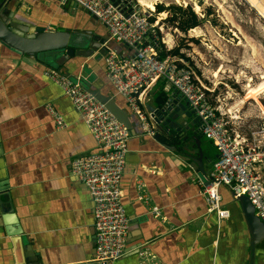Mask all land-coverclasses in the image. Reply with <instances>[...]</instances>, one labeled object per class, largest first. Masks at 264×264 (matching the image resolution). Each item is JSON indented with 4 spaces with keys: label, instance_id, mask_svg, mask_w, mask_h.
<instances>
[{
    "label": "crops",
    "instance_id": "0c3cea01",
    "mask_svg": "<svg viewBox=\"0 0 264 264\" xmlns=\"http://www.w3.org/2000/svg\"><path fill=\"white\" fill-rule=\"evenodd\" d=\"M9 6L14 15L34 24L89 28L106 36L104 27L71 0H21L17 5L10 0ZM44 65L0 44V188L9 191L23 236L21 241L5 234L0 210V264H64L93 255L92 200L69 161L94 150L95 141L68 97L42 74ZM58 68L70 75L81 73L89 87L113 95L133 121L119 179L128 217L126 250L112 264H140L139 251L167 264H247L249 234L237 199L221 185L228 216L218 221L205 209L203 182L189 159L165 145L176 144L175 136L171 130L162 132L160 124L153 135L140 131L125 99L104 74L102 54L74 56L66 70ZM153 85L140 103L144 109L158 107L151 101ZM162 87L167 98L178 95L184 100L174 88ZM46 103L61 113L64 127L55 126ZM198 140L207 173L216 151L201 133ZM151 206L158 212H151Z\"/></svg>",
    "mask_w": 264,
    "mask_h": 264
},
{
    "label": "built area",
    "instance_id": "2783aa9c",
    "mask_svg": "<svg viewBox=\"0 0 264 264\" xmlns=\"http://www.w3.org/2000/svg\"><path fill=\"white\" fill-rule=\"evenodd\" d=\"M71 1L93 15L104 27V74L115 93L125 99L142 133L153 135L159 124L156 108L144 109L140 105L158 78L164 79L166 89H176L193 110L199 132L216 151L205 176L207 182L200 188L205 209L213 211L218 221L228 216L219 193V186L224 185L233 198L245 194L254 213L264 223V141L255 142L237 131H229L228 122L232 115L211 101L206 92L209 88L199 81L187 58L168 52L158 55L161 45L164 51L173 45L159 38L158 19H149L153 16L154 5L149 8L137 0ZM41 71L68 97L95 141L94 150L69 161L70 171L85 185L92 200L93 255L64 264H112L126 250L128 217L121 202L119 179L124 168L129 129L82 86L79 74L72 78L50 65H44ZM168 99L160 107H164ZM45 106L55 126L64 127L66 122L61 113L49 103ZM258 134L264 138V122L252 134L253 139ZM149 210L158 212L154 206ZM137 254L140 264H167L147 251Z\"/></svg>",
    "mask_w": 264,
    "mask_h": 264
},
{
    "label": "rangeland",
    "instance_id": "374dc122",
    "mask_svg": "<svg viewBox=\"0 0 264 264\" xmlns=\"http://www.w3.org/2000/svg\"><path fill=\"white\" fill-rule=\"evenodd\" d=\"M155 2L168 9L156 12L153 8L151 13L160 25L159 38L178 46L199 81L209 88L206 92L211 101L232 115L229 131H237L248 140L264 141L260 134L252 137L264 122L260 102L264 100V0ZM173 4L198 5V11L193 10L199 24L179 28L176 21L183 20L170 7ZM257 254V264H264L263 247Z\"/></svg>",
    "mask_w": 264,
    "mask_h": 264
},
{
    "label": "water",
    "instance_id": "95a60500",
    "mask_svg": "<svg viewBox=\"0 0 264 264\" xmlns=\"http://www.w3.org/2000/svg\"><path fill=\"white\" fill-rule=\"evenodd\" d=\"M9 1L0 0V44L9 50L40 59L46 65L56 68L61 66L63 70L66 68L69 59L74 56L92 55L93 58H96L103 54L105 45L102 42L105 37L100 33L93 32L89 28L65 26L56 29L31 23L14 15L13 9L9 6ZM20 1L15 0V5ZM71 4L72 6L76 5L74 1H71ZM92 17L94 18L93 15ZM62 72L65 73V71ZM70 76L73 78L75 74ZM84 80L82 74L79 73V81L82 86L103 102L107 109L130 130L133 127V121H131L128 111L115 101L113 95L103 94L98 89L89 87ZM175 91L176 89H174ZM168 100L164 107H156V120L161 126L171 130L177 143L165 145L179 151L183 159H189V165L195 169L196 175L205 183L207 179L205 178L203 159L207 161V157L199 147L200 132L197 126V118L193 110L188 107L185 99L179 100V96L176 95L169 97ZM0 185L2 184L0 183ZM4 190L6 187L0 188V195L3 196V200L0 202V210L4 232L10 236H18L22 241V230L11 205L9 191ZM235 199L239 203L249 234L247 264H253L255 244L263 240L264 250V223L254 213L253 206L245 194H240ZM25 248L26 245H23V249Z\"/></svg>",
    "mask_w": 264,
    "mask_h": 264
},
{
    "label": "trees",
    "instance_id": "16d2710c",
    "mask_svg": "<svg viewBox=\"0 0 264 264\" xmlns=\"http://www.w3.org/2000/svg\"><path fill=\"white\" fill-rule=\"evenodd\" d=\"M32 2L33 1H29V3H32ZM153 5H154V9H155L156 12H161V11H165L166 12L168 10V9H166L167 7H164V5L161 2H154ZM170 7H172V9L183 20V23L178 22V21L175 20L176 23H177V26L179 28H181V29H183L185 27L190 28V27H194L195 25L199 24V17L197 16V14L195 13V11L193 10V8H192V6L190 4H185V5L173 4ZM82 9L84 11H86L84 8H82ZM153 17L154 16H149V19L152 20ZM174 28H176V26ZM165 52H168V53H171V54L181 55V51H180V49L178 48L177 45L172 46L167 51H164L163 48H162V45H161V48H160V50L158 52V55L159 56H163L165 54ZM181 56H183V55H181ZM163 83H164V79L163 78H158L155 81V84L153 85L154 91H153V93L151 95L152 96L151 101L156 106H160L167 98L166 91L162 87ZM260 102L264 106V100L260 99ZM163 130L166 131L167 133L170 131L169 129H166L164 126H161V131L163 132ZM261 247H263V244L261 243V241L255 244V260H256V257L258 256L257 253L259 252Z\"/></svg>",
    "mask_w": 264,
    "mask_h": 264
},
{
    "label": "bare ground",
    "instance_id": "6f19581e",
    "mask_svg": "<svg viewBox=\"0 0 264 264\" xmlns=\"http://www.w3.org/2000/svg\"><path fill=\"white\" fill-rule=\"evenodd\" d=\"M153 1V0H152ZM152 1H149V0H139V2L149 8H152L153 7V3ZM155 1V0H154ZM194 10H197L198 9V5H194L193 7ZM198 11V10H197ZM164 13V12H163ZM194 29V28H193ZM192 30V29H191ZM193 31V30H192Z\"/></svg>",
    "mask_w": 264,
    "mask_h": 264
},
{
    "label": "flooded vegetation",
    "instance_id": "af4514ba",
    "mask_svg": "<svg viewBox=\"0 0 264 264\" xmlns=\"http://www.w3.org/2000/svg\"><path fill=\"white\" fill-rule=\"evenodd\" d=\"M260 242V241H259ZM261 243L263 244V240H261Z\"/></svg>",
    "mask_w": 264,
    "mask_h": 264
}]
</instances>
